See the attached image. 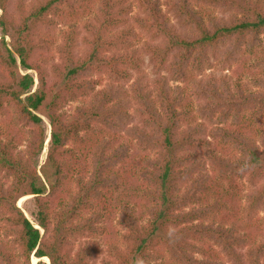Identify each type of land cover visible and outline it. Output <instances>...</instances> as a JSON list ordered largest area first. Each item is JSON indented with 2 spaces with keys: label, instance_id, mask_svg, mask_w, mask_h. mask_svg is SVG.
Wrapping results in <instances>:
<instances>
[{
  "label": "trees",
  "instance_id": "obj_1",
  "mask_svg": "<svg viewBox=\"0 0 264 264\" xmlns=\"http://www.w3.org/2000/svg\"><path fill=\"white\" fill-rule=\"evenodd\" d=\"M13 1L0 0V264H91L104 251L105 222L117 214L125 230L110 242L106 264H241L249 247L260 264L264 236L257 244L246 230L264 222L248 223L264 207V0H19L12 11ZM66 10L74 22L49 70L40 50ZM87 15L81 49L77 21ZM139 35L157 78L149 86L138 79L130 97L129 69L143 65L130 50ZM219 55L236 66L235 80L193 82L208 122L191 125L196 112L172 82L188 84ZM104 75L118 84H103ZM132 101L141 122L132 139L155 156H143L144 184L129 196L124 169L133 144L118 136L133 121ZM44 117L51 133L41 165ZM244 179L258 187L238 209ZM138 194L145 211L131 204ZM28 195L39 228L18 205Z\"/></svg>",
  "mask_w": 264,
  "mask_h": 264
},
{
  "label": "rangeland",
  "instance_id": "obj_2",
  "mask_svg": "<svg viewBox=\"0 0 264 264\" xmlns=\"http://www.w3.org/2000/svg\"><path fill=\"white\" fill-rule=\"evenodd\" d=\"M17 1L19 0H14L12 5H11V9L12 11H14L16 9V4ZM29 1V0H27ZM71 10V9H70ZM211 11L216 13V16H219L221 18H225L227 17V13L223 12L221 9L219 8H211ZM65 17L63 18H55V20L58 22V25H56V27L54 29H51L49 31V38H48V43H47V47L45 49H41L40 50V55L43 61V64H45V66L47 67V69L51 70V67L54 65L53 63H58L60 62V60L62 59L61 57V53H60V49L58 48L61 43H63V38H62V32H64L65 30H67V28L69 27L71 22L74 21H70V12L69 10H66V12L63 14ZM72 15L74 16V13H72ZM75 18V17H74ZM173 22H175V19H173ZM89 23H91V19L90 17L84 16V17H80L79 21H77V25L79 27V38H78V48H84L85 46V42H84V38H86L88 36V32L86 30V28L89 26ZM139 34V33H138ZM2 37V29L0 28V38ZM146 36H140L139 38L136 39V41H134V47L133 49H130L131 51H134L137 53L138 56H141V58L143 59V65L140 71L138 70H134L132 68L129 69V76L130 79L128 81L124 82L125 88L130 92V97L133 96L134 94V89L133 86L135 83H137L136 81L138 79H140L141 84L142 85H151L153 84V82L156 80L157 78V74L155 73L154 70V66L151 63L149 57L147 55H144L141 51V47L143 42H145L146 40ZM8 42L10 41L9 38L6 39ZM235 67L233 68H228L227 65L221 61V55L214 57L212 59V65L207 67L206 69L202 70V71H198L192 74V77L190 78V80L188 81V84L186 83H181V82H172V86H176V85H180L183 89L186 90V96L189 98V103H190V110L193 112L192 114L194 115L196 112V120L195 122H192L191 125H197L200 122H204V120L206 122L207 119L201 118L200 116V108L201 106H203L204 101L200 100L199 98H196L194 95L191 96V92H193V90H195V84L193 83L195 80H201L204 82H207L209 79H211V77H214L216 79H221V78H229L231 77V80H235V76H234V71L236 70ZM23 73L24 70H22ZM30 73L36 77L37 74L33 71H30ZM164 75H167V73L164 72ZM103 84H108V83H115L118 84V81H116V78L114 76H109V75H104L103 76ZM38 80H36V85L34 87V89L37 88L38 86ZM248 83V82H247ZM153 87V85L151 86ZM254 88L259 89L258 86L253 85ZM78 103L74 102L68 105L67 110H72ZM130 114L133 117V121L130 124H127L125 126H123V128L120 131V135L118 136L122 142L131 145L133 144V151L131 154L130 159H128L126 161L125 164V169L124 172L128 171L130 173V183L127 186L126 189H123L126 193L128 192L129 196L132 195V192L130 190H136L138 192H140L138 190V184H142L141 181H143L144 184V177L143 176V168L146 167L145 164L146 160H142L143 156H147L150 155L149 157L154 158L155 155H153V153H151V151L148 152H143V149L141 148V145L139 143V141L137 139H132V134L130 133V129L133 127H136L137 125H140V113H139V105H137L136 103H134L133 101L131 102V106H130ZM44 127L46 129V134H47V139L45 142V149L43 150V152L41 153L40 157H39V163L42 165L45 163L46 159H47V153H48V147H49V138H50V123L48 121L47 118L44 117ZM186 124V123H185ZM208 125L210 126L211 124L208 123ZM211 129V128H210ZM209 141H211V137H209ZM21 149H24V146L20 147ZM137 158V162L135 161ZM259 182H264V179H261ZM141 186V185H140ZM258 187V181H250L248 179H244V180H240L238 187L235 189V191H239L240 198L237 199L240 203V205H238V209H243L245 203L247 202V195L252 193L255 188ZM29 197L26 199H20L18 201V205L22 208V210L24 211V213L26 214V216L32 221V223L39 228L38 224H37V216H38V208L36 206V202L35 199L32 195H28ZM142 194H138L136 197H130L131 199H133L131 201V204H134V200L137 201L138 205L140 206V208H142L143 211H145L144 208V200H142ZM143 201V202H142ZM211 202V201H210ZM196 206H199V204H197ZM193 206L190 205L188 207V209L192 208ZM219 216V215H218ZM119 217V214L117 215H113L112 217H110V220L108 222V224L105 222V226H107L108 230H106L104 232V235L102 236V243L103 245V253L100 254L97 258H95L94 260H92L91 264H106V261L108 258H111L110 256V248H109V244L110 242H116L118 237H120L123 233V231L125 230L123 227H120L118 222H117V218ZM264 217V207L259 208L258 211L254 214V216L252 217L253 220H251L248 223L251 224H256V221H258V219H261ZM113 218V219H112ZM202 221H204L205 223H209L211 222V215L208 218L203 219ZM241 224L243 225V227H247V225H249L248 223H246V221H242L241 220ZM260 223V222H259ZM260 225L263 226V228H250L247 229L246 231H252V233L255 235L256 237V243L258 244L259 242H261V235L264 236V222H261ZM41 232H43V230H41ZM163 236L166 238V236L163 234ZM80 239H83L81 237H77L76 238V243L75 245L70 249L71 253L73 254L75 252V250H77L78 246L80 245ZM244 252V256H243V262L241 264H255V259L257 256V248L254 247L251 249V247L246 248L243 250ZM253 254V255H252ZM254 256V257H253ZM198 257H201V255L199 254ZM40 259L36 258L35 256L32 255L31 257V261L32 263H37ZM43 262H45L46 264H50V260L48 259V261H45L44 259H42ZM226 264H235L233 261H228ZM260 264H264V258L261 259Z\"/></svg>",
  "mask_w": 264,
  "mask_h": 264
},
{
  "label": "bare ground",
  "instance_id": "obj_3",
  "mask_svg": "<svg viewBox=\"0 0 264 264\" xmlns=\"http://www.w3.org/2000/svg\"><path fill=\"white\" fill-rule=\"evenodd\" d=\"M29 196H25V197H23L22 199H26V198H28ZM45 261H48V258H43Z\"/></svg>",
  "mask_w": 264,
  "mask_h": 264
}]
</instances>
